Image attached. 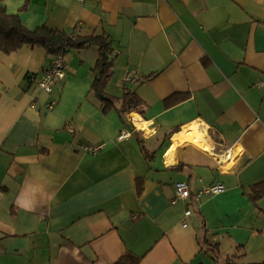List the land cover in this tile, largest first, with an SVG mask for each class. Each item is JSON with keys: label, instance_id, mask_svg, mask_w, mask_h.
I'll return each instance as SVG.
<instances>
[{"label": "crops", "instance_id": "obj_1", "mask_svg": "<svg viewBox=\"0 0 264 264\" xmlns=\"http://www.w3.org/2000/svg\"><path fill=\"white\" fill-rule=\"evenodd\" d=\"M0 7L31 29L105 33L116 53L102 93L98 47H69L66 76L49 95L30 76L55 54L0 48V264H116L128 252L139 264L264 261V196L249 198L264 180V0ZM127 90L144 103L123 113ZM103 96L114 105L105 109ZM193 123L212 151L184 141L168 155ZM98 143L96 154L83 148ZM178 181L192 198L173 203ZM216 183L224 191L194 200Z\"/></svg>", "mask_w": 264, "mask_h": 264}, {"label": "trees", "instance_id": "obj_2", "mask_svg": "<svg viewBox=\"0 0 264 264\" xmlns=\"http://www.w3.org/2000/svg\"><path fill=\"white\" fill-rule=\"evenodd\" d=\"M25 44L40 45L46 48L50 54L58 53L64 45L72 47L96 46L99 49V58L96 65L98 71L95 81L99 92H104L103 88L110 79L109 69L113 60L109 54L112 52L111 41L107 34L79 35L72 31L50 28L40 25L33 29L25 26L17 14H10L4 7H0V48L3 51L11 52ZM115 57V56H114ZM111 57V58H114ZM104 98L105 109L114 105L111 97ZM144 101L136 93L127 90L124 94L122 112L131 111ZM264 196V180L255 183L251 187L249 198L255 203ZM232 258L228 259L227 264H264L263 262L239 263ZM140 257L130 252L126 253L116 264H139Z\"/></svg>", "mask_w": 264, "mask_h": 264}, {"label": "built area", "instance_id": "obj_3", "mask_svg": "<svg viewBox=\"0 0 264 264\" xmlns=\"http://www.w3.org/2000/svg\"><path fill=\"white\" fill-rule=\"evenodd\" d=\"M81 2H87L88 0H80ZM69 49V46L66 44L64 47L55 54L53 57L51 65L41 74H33L30 76V81L35 83L37 87L44 91L45 93L51 95L53 92L56 91V88L59 86L60 81L66 76L67 73V59H66V53ZM115 51L111 52L109 54L110 57L115 56ZM125 82L133 81V77L130 73H127L124 77ZM56 104V100L50 99L46 106L49 109H52ZM130 131L124 130L122 132V135L119 136V138H123L125 136L130 135ZM104 146V143H98V144H84L83 148L85 151L96 154L100 149H102ZM224 155H226L227 158L231 157V153L228 151L224 152ZM224 185L221 183H216L213 185H210L209 187L204 188L203 190L198 191L194 195V200L196 202H200L202 197L204 195H213L218 194L222 191H224ZM175 197L173 199V203H176L179 200H186L189 198H192V190L189 186V184L185 181H178L175 183ZM192 210L190 208H187L185 210V216L188 217L191 215ZM187 220V219H186ZM183 226L187 227L188 222H184Z\"/></svg>", "mask_w": 264, "mask_h": 264}, {"label": "bare ground", "instance_id": "obj_4", "mask_svg": "<svg viewBox=\"0 0 264 264\" xmlns=\"http://www.w3.org/2000/svg\"><path fill=\"white\" fill-rule=\"evenodd\" d=\"M130 117L134 118L138 128L145 129L148 131V133L151 132L148 128L149 122L143 120L137 113H131ZM184 141H190L204 150L212 151V148L205 141L198 123H193L191 125L185 126L181 132L174 135L173 137L174 144L172 148L169 150L168 155L175 149L177 145L181 144ZM223 158H224L223 155H218V159H220L221 161L223 160Z\"/></svg>", "mask_w": 264, "mask_h": 264}]
</instances>
